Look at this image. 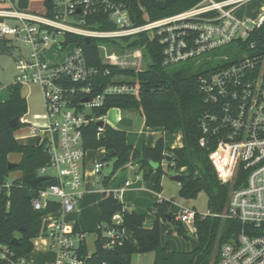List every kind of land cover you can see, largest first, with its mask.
I'll use <instances>...</instances> for the list:
<instances>
[{
  "label": "built area",
  "instance_id": "built-area-1",
  "mask_svg": "<svg viewBox=\"0 0 264 264\" xmlns=\"http://www.w3.org/2000/svg\"><path fill=\"white\" fill-rule=\"evenodd\" d=\"M253 1L200 0L189 9L155 20L141 7L145 21L137 24L136 16L127 5L117 0H45V3L52 2V8L46 4L45 12L20 8L18 0H0L3 18L0 38L7 39L11 48L14 39L29 46L28 53L17 59L13 83L39 86L47 108L48 125L30 126L29 130L33 134L45 133L39 139H47L50 162L39 172L45 175L52 169L57 181L39 190L32 202L37 210L45 208L49 201L59 204L57 210L43 216L44 227L39 236L49 239V246L56 254L54 264H88L92 256L88 232L75 226L68 228L63 221L84 198L87 153L83 143L84 126L106 117L92 118L90 113L103 103L107 94L139 97L141 90L138 77L121 75L116 78L119 82L110 83L92 95L99 86L91 85V79L109 74L110 69L89 66L83 46L77 41H68V35L119 40L143 33L161 44L165 65L200 57L231 44L239 49L234 59L225 56L217 66L200 74L198 87L204 100L215 108L204 115L201 126L205 135L216 138L210 158L217 174L222 182L229 183L235 182L242 171L241 184L232 188L225 211L202 213L182 205L176 217L185 226L189 225L195 235L197 211L203 216L239 222L222 243L213 264H264V6L254 16L238 14ZM103 12H108L114 29H104L92 22V16ZM99 47L104 62L111 64L108 58L112 55H103L105 45ZM49 49L56 52V58L47 55ZM21 122L26 123L24 117ZM103 127L98 125V131L102 132ZM205 135L200 139L201 145L206 144ZM224 152L230 155L225 157ZM223 160L230 169L226 176L219 167ZM104 165L98 159L93 167L100 192L107 191L101 179ZM10 183L8 180L0 185V194ZM130 184L126 180L113 191L115 197L120 199ZM112 220L116 225L122 224V211L116 212ZM125 230L115 226L108 229L105 234L110 240L105 245L110 247L112 238L126 235ZM0 260L7 264H31L26 256H18L9 244L1 241Z\"/></svg>",
  "mask_w": 264,
  "mask_h": 264
},
{
  "label": "trees",
  "instance_id": "trees-1",
  "mask_svg": "<svg viewBox=\"0 0 264 264\" xmlns=\"http://www.w3.org/2000/svg\"><path fill=\"white\" fill-rule=\"evenodd\" d=\"M117 1L127 5L139 24L145 21L141 7L150 19L155 20L189 9L200 0ZM29 3L30 0H18L20 8H28ZM46 4L52 8V2ZM91 19L101 28H115L108 20V12L92 16ZM100 21H103V24ZM68 41H77L83 46L89 66L110 69L109 74H100L91 79V85L99 86L92 95L98 94L110 83L119 82L116 78L121 75L136 76L140 80L139 97L126 93L107 94L103 103L91 111L92 118L107 115L111 108L139 110L145 117L147 127H162L171 133L180 131L183 137L182 146L168 150L163 137L153 146L145 145L142 149H137L128 142L126 130L106 122L103 131L99 132L97 120L90 121L83 129L85 149L105 148L106 159L103 157L102 160L113 161V169L109 175L102 178V184L106 185L117 170L135 162L141 168L149 166L150 171L157 172L155 189L161 191L162 176L165 172L163 162L167 161L168 166L178 172L187 170V173L182 174L180 182L181 197L195 198L204 191L208 196V209L211 212L225 211L231 190L241 184L240 178L243 174L241 171L233 183L222 182L210 158L216 138L203 133L201 122L204 115L215 108L204 100L198 87L199 75L207 70L194 71L192 64L177 71L170 70L172 65L163 63L161 44L155 39H150L146 33L122 37L119 40L92 38L90 42L83 36L69 34ZM102 42H120L133 49L142 48L146 57L145 67L137 71L134 68H122L104 62L99 47ZM1 45L11 48L5 38H0V47ZM8 89V98L0 101V185L9 180L11 172L20 170L22 174L11 180L10 186L4 187L0 194V241L9 244L18 256H26L33 251L34 239L39 237L43 230V216L59 207L57 202L49 201L45 208L37 210L32 199L38 195L39 190L56 183L57 179L53 175H47V179L41 181L36 189L32 188V180L40 176V169L48 166L50 162L47 139H39L35 145L23 144L17 140L15 132L23 125L21 118L28 113V103L23 94V86L11 83ZM14 118H18L17 127L11 125ZM204 135L207 141L205 145H201L200 139ZM11 153L22 154L21 160L14 167H9L12 163L9 160ZM100 196V227L95 230V250L88 264H132L134 254L147 252H155L154 264H213L219 257L222 243L239 226V222L235 220L203 216L197 211L195 225L200 247L195 251H175L169 243L162 242V225L168 233L173 231L171 224L176 225L179 234L186 232V226L171 211V201L163 198L150 208L156 215V220L152 227H146L145 215L129 209L123 201L115 197L113 191L100 192ZM118 211L123 213V222L120 225L114 224L112 220ZM114 226L130 230L133 238L126 235L112 238V245L107 247L105 244L110 237L105 233ZM14 237L20 240L18 246L11 243ZM0 264L7 262L0 260Z\"/></svg>",
  "mask_w": 264,
  "mask_h": 264
},
{
  "label": "rangeland",
  "instance_id": "rangeland-1",
  "mask_svg": "<svg viewBox=\"0 0 264 264\" xmlns=\"http://www.w3.org/2000/svg\"><path fill=\"white\" fill-rule=\"evenodd\" d=\"M62 4V3H61ZM264 6V0H255L249 4H247L245 7L241 8L238 11L239 15H247V16H254L258 13L260 8ZM62 8V7H61ZM30 11H36V12H45L46 11V3L45 0H30L29 8ZM10 22L12 20H9ZM13 47L12 52H4L0 50V101H4L8 98L9 95V89L8 86L14 82L15 76L17 73V59L23 55L27 54L29 51V46L24 44L21 40L14 39L13 41ZM101 44L105 45V49L103 50V55L107 53L108 55H112V58H108L111 64L118 65L122 68H134V69H142L146 65V57L143 55V49L140 47L132 48L129 45L122 44L120 42L112 43V42H102ZM106 50V51H105ZM238 48L235 46V44L223 46L220 48H217L207 54H204L203 56L191 58L189 61H183L182 63L175 64L169 67L172 71H177L183 67H187L188 65L192 64L194 66V71L198 70H209L220 62L224 60L223 57L227 56L228 59L232 60L235 58L236 54L238 53ZM46 53L50 58H56L57 54L52 49H49ZM106 58V57H105ZM23 94L27 99L28 103V113L25 115V121L26 123H23V125L16 131L19 138H40L44 137V132H39L38 134H33L30 132V126H39V127H45L48 125V119H47V108L44 103L43 95L41 93V89L39 86L34 87H25L23 89ZM132 110H126V109H120V108H112L107 113V120L116 118L115 124L124 125V122H122V116L127 115ZM139 111V110H138ZM160 128L162 131L165 132V147L168 148L171 147L172 144H179L178 140V132L171 133L166 132V130L162 127H156ZM134 129V127L132 128ZM158 130V129H157ZM132 137V136H131ZM134 137V135H133ZM132 137V139H133ZM150 137V136H149ZM148 141V140H147ZM99 154L98 149H88L86 153V178L85 182L83 184L82 189L87 192L88 187L92 185L93 174L92 170L94 167V158ZM15 156V155H14ZM223 164V161L220 162ZM220 167V165H219ZM113 169V163L112 160L108 161V164H105L103 171L109 172ZM136 171H140L143 175H145L146 172H148L149 168L144 167L140 168V166L135 167ZM163 169L164 174L162 176V195L167 200L171 201V211L174 214H178L181 210L182 205H186L189 207H195L199 212L205 213L208 209V196L206 192L202 191L200 192L195 198L186 199L180 196L179 190H180V183L176 180L172 179V176L176 174H184L187 173L186 169L181 170L178 172L174 168H170L168 166V162L165 161L163 163ZM221 173L223 176H226L230 169L226 166L224 163L222 167H220ZM54 171L52 169H48L45 175H52ZM108 174V175H109ZM14 175V174H13ZM151 178L146 179L151 180L154 179V176H156V172L151 173ZM116 176L114 179V182H117L118 180L131 177L133 178L135 176V173L133 169L127 168V169H119L117 170ZM220 179V178H219ZM113 182V183H114ZM233 183V182H232ZM89 194L88 192L84 195V198L81 199L79 204L76 207V210L71 213V217H76L79 220V223L81 226H87L90 225H97L99 223V218H97V211L96 206L92 204L89 201ZM78 208H81V210L77 211ZM97 222V224H96ZM172 232L168 233L163 225H162V241L164 244L169 243L173 250L175 251H189L191 250V241L189 237H196L195 233L191 229L189 225H186V232L183 234L178 233V228L176 225L171 224ZM95 228H91L88 230V249L90 252H94L95 250V239H96V233ZM39 238V237H37ZM35 238V239H37ZM34 239V240H35ZM38 245V240L34 243ZM40 242V239H39ZM34 251V250H33ZM32 254L29 253L26 255L28 259V255ZM138 255H134L133 257V264H147L146 261L141 263V259L137 257ZM50 257L45 256L42 257L40 260V264H50ZM38 264V263H37ZM150 264V263H149Z\"/></svg>",
  "mask_w": 264,
  "mask_h": 264
},
{
  "label": "crops",
  "instance_id": "crops-1",
  "mask_svg": "<svg viewBox=\"0 0 264 264\" xmlns=\"http://www.w3.org/2000/svg\"><path fill=\"white\" fill-rule=\"evenodd\" d=\"M25 87L30 88L29 86H23V89ZM31 87H34V86H31ZM24 118H25V116H24ZM116 120H117L116 118H114V119L108 118V120H107V115L105 117V122L111 124L112 126H114L116 128L126 130L128 142L131 143L132 145H134V147L137 149H142L145 145L153 146L159 138L165 137V132L162 131L160 128L147 127L146 126L145 117L141 111L132 110L127 115L122 116L121 121L124 122V125H119V124L116 125L115 124ZM133 127H134V129H132ZM166 132H168V131L166 130ZM177 132L179 133L178 134L179 144L178 145L172 144L170 148H175V147L183 145L182 133L180 131H177ZM15 135L17 137V140L23 144L35 145L39 141V138H35V139L34 138H23V139L19 138V136L17 135V132H15ZM133 135H134V137H133ZM131 136L133 137V139ZM168 149L169 148L167 145L166 150H168ZM98 151H99V154L94 158V163L96 160L102 159L103 157H105V154H106L105 148H99ZM21 158H22V154H20V153L9 154V160L12 163H18L21 160ZM105 159H106V157H105ZM108 161L109 160H106L105 164H108ZM112 163H113V161H112ZM138 166L139 165L135 162L128 163L125 167H123L121 169H123V170L127 169V168L133 169V171L135 173V176L133 178L127 177V178L118 180L117 182H114L115 177H118V176H116V173H117L116 172L111 177V179L109 180V182L106 185L103 184V187L107 191H115L119 187H121L125 183L126 180H129L131 182V184L126 189H124V191L120 194V199H121V201H123L127 205V207L129 209H131V210L134 209L137 212L144 214L145 215L144 225L146 227H152L155 220H156V215L154 214V212L150 208L156 202L160 201L164 197L162 195V189H161V191H157L155 189V181H156V177H157V172L156 171H150V167L147 166L149 168V170H148V172L145 173V175H143L140 171H136L135 167H138ZM85 167H86V161H85ZM111 171H112V169L110 170V173H111ZM152 172H156V176H154V179L147 181L146 179L151 178ZM21 174H22V172L20 170L11 172L10 176H9V181L13 180L14 178L20 177ZM92 174H93L94 179L91 182L92 185L90 187H88L87 192L90 196L89 201L92 204H94V206L97 207L96 208V211H97L96 216H97V218H99L101 196H100V191L98 190V183L96 182V177L94 175L93 170H92ZM108 174H109V172H104L102 169L101 179L105 175H108ZM162 188H163V184H162ZM87 192L84 191V195ZM79 210H81V208L77 209V211H79ZM73 212H71V213H73ZM71 213L66 214L63 217V221L68 228H73L75 226V227H78V228L88 232V230H90L91 228L98 229L100 227V220H99L98 224L96 222L97 225H90L89 227H87V226L83 227L80 225L79 220L76 217H71V215H70ZM125 234L129 238H131V239L133 238V233L130 230L126 229ZM39 239H40V242H39ZM35 240L36 241L38 240V245H36L37 242L34 243V249H33L34 251H32V254L28 255V260L30 261V263L31 264H37V263L40 264V260L42 259V257L51 255L50 264H54L56 254L49 246V239L46 237H39ZM35 240H34V242H35ZM134 255H138L137 257L139 259H141V263L146 261L147 264H149V263L154 264L155 252L136 253ZM134 255L132 256V264H133Z\"/></svg>",
  "mask_w": 264,
  "mask_h": 264
},
{
  "label": "water",
  "instance_id": "water-1",
  "mask_svg": "<svg viewBox=\"0 0 264 264\" xmlns=\"http://www.w3.org/2000/svg\"><path fill=\"white\" fill-rule=\"evenodd\" d=\"M48 1H50V0H48ZM0 21H3V18L2 17H0ZM85 40L87 42H90L91 41V38L90 37H86ZM0 50L1 51H4V52H12V48H9V47L4 46V45H1ZM85 100H88V98H86ZM105 123H106L105 120H99L97 122V124L100 125V126L105 125ZM11 125L13 127H17V125H18V118H14L12 120V122H11ZM15 165H16V163H10L9 164V167H14ZM182 178H183V175L182 174H176V175L172 176V179L178 181L179 183L181 182ZM45 179H47V175H40L37 178L33 179L32 182H31L32 188L33 189H36L38 187V185L40 184V182L43 181V180H45ZM189 239L191 241V251L197 250L200 247L199 240L196 237H189ZM11 243L13 245H15V246H18L19 243H20V240H19L18 237H14Z\"/></svg>",
  "mask_w": 264,
  "mask_h": 264
},
{
  "label": "bare ground",
  "instance_id": "bare-ground-1",
  "mask_svg": "<svg viewBox=\"0 0 264 264\" xmlns=\"http://www.w3.org/2000/svg\"><path fill=\"white\" fill-rule=\"evenodd\" d=\"M222 155L226 157V156H229L230 153L229 152H224V154L222 153ZM224 163H225V161L223 160V164ZM223 164L220 163V167H222Z\"/></svg>",
  "mask_w": 264,
  "mask_h": 264
}]
</instances>
